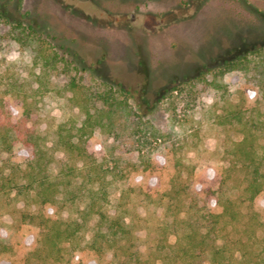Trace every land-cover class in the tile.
Wrapping results in <instances>:
<instances>
[{
    "label": "trees",
    "instance_id": "16d2710c",
    "mask_svg": "<svg viewBox=\"0 0 264 264\" xmlns=\"http://www.w3.org/2000/svg\"><path fill=\"white\" fill-rule=\"evenodd\" d=\"M9 24V38L33 54L29 79L37 89L53 75L78 71L75 54L37 25ZM236 76L243 85L234 90ZM28 82L0 77V199L25 207L9 234L0 225V264H84L108 254L107 264H264V222L254 208L264 194V44L160 93L166 130L132 101L131 89L70 79V115L51 136L40 135L26 126L41 99L24 90ZM11 101L20 103L18 120ZM208 122L222 134L220 159L185 162ZM116 149L135 161L123 164ZM131 192L163 208L145 256L125 217L106 211L115 194ZM64 210L71 216L63 219Z\"/></svg>",
    "mask_w": 264,
    "mask_h": 264
},
{
    "label": "rangeland",
    "instance_id": "374dc122",
    "mask_svg": "<svg viewBox=\"0 0 264 264\" xmlns=\"http://www.w3.org/2000/svg\"><path fill=\"white\" fill-rule=\"evenodd\" d=\"M0 11L8 20L0 24V77L28 79L24 90L38 92L41 99L30 106L32 114L26 126L40 135L51 136L70 115V95L64 89L70 79L80 86L104 82L131 89L132 101L149 113L157 128L166 130L165 115L156 102L160 93L173 82L192 79L205 67L220 66L264 44V0H0ZM14 21L32 22L49 35L53 45L75 54L78 71L53 75L47 88L37 89L29 79L33 54L8 36L9 23ZM33 72L40 74L37 69ZM231 81L234 90L243 85L239 76ZM3 91L0 85V93ZM255 98L252 90L249 104ZM202 100L206 105L213 103L210 96ZM9 105L18 120L20 103L11 101ZM221 137L218 126L204 123L198 147L185 152V162L218 161ZM116 154L123 164L136 159L122 149H116ZM254 208L264 222V194ZM23 210L22 200L0 199L4 235L12 231ZM106 211L110 216L125 217L142 255L155 245L162 207L131 192L115 194ZM60 215L63 219L71 216L66 210ZM110 258V254L103 259L85 257L84 264H107Z\"/></svg>",
    "mask_w": 264,
    "mask_h": 264
}]
</instances>
